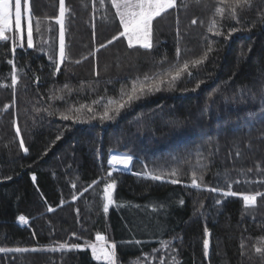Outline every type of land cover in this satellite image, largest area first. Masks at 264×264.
Wrapping results in <instances>:
<instances>
[{"label":"trees","instance_id":"16d2710c","mask_svg":"<svg viewBox=\"0 0 264 264\" xmlns=\"http://www.w3.org/2000/svg\"><path fill=\"white\" fill-rule=\"evenodd\" d=\"M65 2L68 59L60 73L52 74L49 61L59 51V0H31L33 19L41 24V32L34 31L33 49L26 47V34L25 47L17 48L15 57L10 42L0 44V83L9 85L0 87V247L29 249L0 253V264H98L85 248L97 233L117 242L118 264H143L145 256L149 264H159L161 257L170 264L172 256L180 264H264L254 251L264 239V197L245 209L240 195L223 197L206 190H227V176L238 194L264 192V0L238 9L240 23L227 12L216 17L222 31L218 37L207 31L217 0H178V9L153 22V52L129 49L123 37L96 52L122 30L110 0L103 5L100 0ZM232 27L239 30L225 39ZM177 29L181 60L199 57L208 41L214 42L205 64L192 69L193 77L185 75L173 90L145 96L115 120L60 119L59 112L97 99L101 105L94 107L102 113L103 103L119 99L121 89L175 62ZM8 59L21 70L15 96ZM200 80V88L192 91ZM52 93L63 99H50ZM20 139L27 154L19 147ZM114 152L134 155L129 170H112L108 160ZM175 167L181 172V183L175 185L134 174ZM109 171L117 183L114 199L122 206H110L104 214ZM193 171L204 174L199 190L185 186ZM20 215L28 224L18 221ZM205 228L211 234L207 259ZM133 238L141 244L121 243ZM162 239L173 240L176 251L162 249ZM61 243L64 249L47 250Z\"/></svg>","mask_w":264,"mask_h":264},{"label":"snow or ice","instance_id":"6c2138e0","mask_svg":"<svg viewBox=\"0 0 264 264\" xmlns=\"http://www.w3.org/2000/svg\"><path fill=\"white\" fill-rule=\"evenodd\" d=\"M24 4L27 5L25 12L27 15L22 14V0H0V44L2 43H11V52L13 57L17 52V48L23 49L24 45V36L25 30L24 25L26 24V47L27 49H33L34 45V31L36 33L41 32V24L39 19H33L34 13L31 10V0H23ZM199 3V0H197ZM252 0H217V6L215 8V12L210 19L209 26L207 31L211 33L212 36H221L222 31L221 27L216 19V17L223 18L225 13L227 12L229 17L240 23L238 18V9L243 10L245 7L251 5ZM101 5L105 3V0H100ZM111 8L115 9V17L119 20V28L122 29L118 31L117 35H114L111 39L107 40L106 43H101L99 47L95 49L96 52H99L100 49L111 45L114 41L119 40L121 37L124 38L127 42V47L129 49H142L147 52H153L155 48L154 44V25L153 22L157 20L158 17H161L163 14L168 13L170 9H178V0H110ZM186 7V5H185ZM13 8H14V16H13ZM69 9L66 7L65 0H59V14L55 17V24L59 25V51L58 57L53 55H49V61L53 67V75L60 73L61 65L68 59L66 53V44H65V17L66 12ZM193 25L197 23L195 19L191 21ZM95 26L93 25V28ZM239 29L237 27H232L225 36V39L232 36V34ZM12 33L13 35H9ZM93 37L95 38V33H93ZM207 40V37H205ZM180 42V34L177 29V48H176V60L173 63H169L168 67L163 68L161 71L156 72L155 74L149 76L145 75L143 80L137 78L132 82L131 87L127 89H121L119 93V99H107L105 103H103V111L102 113H97L96 108L94 106L101 105V100L97 99L92 101L91 105L82 104L80 107L70 108L66 111L59 112V117L62 120H71L73 123H84L88 119H96L99 116L101 121L105 120H115L118 116H120L122 110L131 108L132 105L136 102L144 98L145 96H150L155 93H158L162 90H173L176 86V83L183 77H193L192 69H199L201 66L205 64V62L209 59V56L213 49L212 41H208L206 50L197 58L194 59H184L181 60V49L179 47ZM47 43V41H45ZM40 51H44L41 47ZM95 55V53H92ZM87 59V56L84 57ZM77 64L81 63L80 60L75 61ZM7 63L11 65V77H10V86L13 89V95L15 96V90L19 83V77L21 74V70H18V67L14 61V59H8ZM163 63V61L161 62ZM37 82L39 81V77H36ZM110 82V81H109ZM203 80L196 83L195 87L192 91H196L200 88ZM9 85L6 83H0V87H8ZM91 86V85H90ZM83 87V86H82ZM64 88L69 92L71 89L67 84L64 85ZM60 91H63L61 89ZM50 99H63L62 96H56L55 93L50 95ZM15 100H13V104ZM8 106L6 105L5 108ZM39 111V109H37ZM55 111V110H54ZM54 111H49V115L54 114ZM85 111L87 113H91V116H86ZM249 116L252 115L251 112L248 113ZM16 136L19 137L21 135V130L19 127H16ZM57 140L61 139L60 135H57ZM19 147L24 151V153H28L29 149L25 147V141L20 139ZM44 155H47V150L44 152ZM135 157L131 153H120L114 152L110 154V159L108 160L109 166L113 171H121V170H129L130 166L133 164ZM145 169H147V165H145ZM113 171H109L107 173L108 177H113ZM247 171H252V169H248ZM135 175H143L144 178L150 179L152 181H161L168 182L171 184H179L181 183L179 177L181 172L178 167L172 168L171 170L167 169H154L152 171H144L143 173H134ZM166 177H171L170 179H166ZM78 178V177H77ZM7 179H11V177H7ZM32 180L35 182L36 176L32 175ZM100 181H94V183L98 184ZM204 184V174H200L197 176L196 172L193 171L191 175V183L185 185L186 187H191L193 189H201ZM225 184L227 185V190L218 188V187H208L206 190L212 193H219L223 197H233L240 195L243 207L245 209L249 207H254L257 204L258 198L264 197V192L257 191L254 194H238L237 192L232 191V181L230 177L226 176ZM75 187V184H73ZM91 187V185H89ZM117 189V183L115 178L111 179V182L105 183L103 187V203H102V211L104 214H107L110 210V206L117 205L122 206L118 203L116 199H114V193ZM89 190L88 187L84 188L83 191L87 192ZM77 197H73L75 200ZM221 201L217 200L216 203L219 204ZM179 203L182 205L184 203L183 200H180ZM201 208L203 205L201 204ZM155 210V209H154ZM48 211H53L52 207L48 208ZM79 209H77V213ZM18 221L21 224H28V220L24 215H20L18 217ZM211 234L208 232V229H204L203 239V254L207 259L209 255V247L210 241L207 237ZM87 249H90L91 257L98 262V264H118L120 261V257L118 255V244L114 240H110L105 235L97 233L95 236L94 243L85 242ZM122 244H132V245H140L141 241L138 239H130L129 241H123ZM161 248L167 250L171 248L172 252H175L176 249L174 247L173 240H161L160 242ZM66 247L65 244L61 243L59 248H49L48 251L56 252L60 249H64ZM75 249L80 251H84L85 248L81 245H73ZM244 244L241 243V248L243 249ZM161 248L155 249V251L159 252ZM28 248L14 247H0V253L6 252H14V253H26L28 252ZM32 252L38 251L36 248L31 249ZM254 251L256 254L264 258V239H260L254 245ZM152 260H155L156 257L152 256ZM122 264V262H120ZM136 264H141L140 260L136 261ZM143 264H149V256H145L143 258ZM159 264H165V258L161 257L159 259ZM170 264H180L179 260L176 256L171 257Z\"/></svg>","mask_w":264,"mask_h":264},{"label":"rangeland","instance_id":"374dc122","mask_svg":"<svg viewBox=\"0 0 264 264\" xmlns=\"http://www.w3.org/2000/svg\"><path fill=\"white\" fill-rule=\"evenodd\" d=\"M13 4H14V0H13ZM26 7H27V5H25L23 0H22V14H24L25 16L27 15V13L25 12ZM13 16H14V8H13ZM24 30H25V34H26V24L24 25ZM94 242H95V240L90 242V243H94ZM85 248H87V246ZM89 251H90V249H89Z\"/></svg>","mask_w":264,"mask_h":264}]
</instances>
